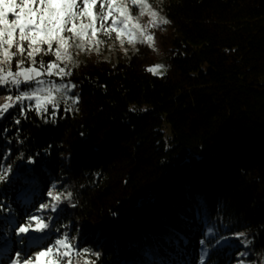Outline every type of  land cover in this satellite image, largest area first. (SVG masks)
<instances>
[{"label":"trees","instance_id":"trees-1","mask_svg":"<svg viewBox=\"0 0 264 264\" xmlns=\"http://www.w3.org/2000/svg\"><path fill=\"white\" fill-rule=\"evenodd\" d=\"M163 6L156 48L68 68L60 81L75 85L72 108L39 112L25 100L26 117L10 109L0 119V168L11 169L0 180V240L55 185L72 195L53 227L97 264H200L205 252L204 264H234L246 242L248 261L264 264V0ZM161 61L165 74L148 71ZM8 238L1 264L32 248Z\"/></svg>","mask_w":264,"mask_h":264},{"label":"snow or ice","instance_id":"snow-or-ice-1","mask_svg":"<svg viewBox=\"0 0 264 264\" xmlns=\"http://www.w3.org/2000/svg\"><path fill=\"white\" fill-rule=\"evenodd\" d=\"M100 5L99 9L96 6ZM133 6L139 5L146 7L145 0H131ZM37 5V7H33ZM17 7V0H0V89H3L6 95L0 96V119L10 110H18L21 117H26L28 105L24 106L23 101L35 100V108L39 112H48L46 105L51 104L55 108L57 105L54 92H59L63 88L65 92L75 88L74 84L68 81L67 84H61L59 87L52 85L51 82H45L42 76L68 77L71 75L61 62H70L72 55L70 49L76 47L83 51L85 45L93 46L101 41L96 39L98 32L103 31L106 36L116 33V38L121 39L125 34L128 36V42L133 32L141 28L139 24H134L131 17L126 14L125 7H117L116 0H22V6L15 12L14 19H8V14L13 13ZM120 14V19L116 20L115 13ZM153 19L151 26L155 27L157 23L167 24L166 19L157 20V12L149 9L148 13ZM87 17L88 23L82 21L78 23L80 17ZM113 17L112 25H120V28L108 26L105 27L104 21ZM97 20L101 21L100 28L96 27ZM68 33V35H64ZM141 36L146 35L144 31ZM147 39L151 41L153 36L148 35ZM121 43L123 40L121 39ZM54 59L45 62L43 58L38 61L36 55L45 51L42 46H47L48 52H53ZM13 61L15 70H13ZM162 65H157L160 68ZM148 71L155 72L154 68ZM48 83V87H39ZM73 103H78L79 96L68 97ZM17 105H19L17 109ZM52 116L56 112L51 113ZM20 119H15L16 125L20 124ZM7 132L8 129H4ZM10 168H0V180L6 179L4 172L10 171ZM55 185L47 192V196L52 198L50 203H39L34 212L28 214L23 222L15 227V234L18 237H26L32 234L36 239H44L51 236L43 244H38L34 251L16 250L7 261V264H95V261L87 259L90 249H77L74 243L75 237L69 238L67 232H61L59 228L53 227L54 217H44L42 213L51 211L56 213L62 199L70 198L72 193L63 196L61 193L54 195ZM74 206V205H73ZM4 207L0 205V208ZM212 234V229H208ZM55 234V235H53ZM244 233H237V239L244 237ZM23 244L24 240L21 239ZM204 241H201L203 244ZM246 246V245H245ZM75 252V260L72 253ZM206 252L200 258V264H204ZM99 257L100 253H92ZM246 256V252L240 253ZM239 264H244L240 260Z\"/></svg>","mask_w":264,"mask_h":264},{"label":"rangeland","instance_id":"rangeland-1","mask_svg":"<svg viewBox=\"0 0 264 264\" xmlns=\"http://www.w3.org/2000/svg\"><path fill=\"white\" fill-rule=\"evenodd\" d=\"M165 0H145V4L146 7H140L139 5L133 6L131 3V0H116V6L117 7H125L126 8V14H128L131 19L132 22L134 24H139L141 26V28L136 29L133 32V35L131 37V39L133 40L132 43L128 42V36L127 34L123 35L121 37V39L123 40V43H121V39H117L116 38V33L112 32L111 35L106 36L104 34L103 31L98 32L96 39H98L99 41H101L99 44L97 45H93V46H89V45H85V49L83 51H81L80 49L73 47L72 49H70V53L72 55V60L70 62H61V66L65 67L66 70H68V68H70L71 66H73L74 64L78 63V62H84V60L86 59L87 56H97L98 58H102L104 60L107 61H114L117 62L119 59L126 57V58H130L136 51H137V47L139 43H146L149 45H152L153 47L156 48V38H155V31L163 26V23H157L155 27L151 26L150 21L153 19L148 13H149V9L151 11H155L157 12V20L160 19H166L165 15H164V4ZM22 6V0H17V7L14 10L13 13L8 14V19L11 21L12 19H14V15L15 12L19 11L20 7ZM33 7H37V5H34ZM100 5L98 3V5L96 6V9H99ZM116 20H119L120 14L117 12L115 13V17ZM112 19L113 17H109V19L107 21H104L103 23L105 24V27L108 26H113V27H117L120 28V25H112ZM83 22L85 24L88 23V19L87 17H80L79 22ZM101 25V21L97 20L96 22V27L99 29ZM144 31L146 33V35L141 36L140 32ZM159 33V32H158ZM157 33V34H158ZM64 35H68V33H64ZM151 35L153 36V39L151 41H149L147 39V36ZM157 37V36H156ZM45 51L42 52L41 54H44L45 56H49L50 58H55L54 57V50L56 45H53V52H48L46 50L47 46H42ZM38 61L41 59L42 55H38ZM44 59V57H42ZM157 65H162V67L160 68H156ZM149 68H154L155 72H152L153 74L156 75H163L166 73L167 70V66L165 65V63H163L162 61L159 63H155L154 65L150 66ZM13 70H15V66H13ZM63 77H58V76H48L47 74H45L44 76L41 77L42 80H44L45 82H51L52 85H55L56 87H59L62 83V80L60 81V79H62ZM48 83H45L44 85H40L39 87H48ZM54 95L56 96V100H57V105L58 104H63L65 107L67 108H72L73 106V102L72 100L68 99V97H72L70 95V91L65 92V90L63 88H60L59 92H54ZM31 101L34 105H35V100H28ZM51 105V104H48ZM28 180H34L36 178H31V177H27ZM26 190H28V187H25L23 189V192H25ZM186 187H181L178 189L177 193L172 195L170 198V202L171 203H175L178 199V197L185 192ZM56 193H61L63 194V196H67V193L69 192H56ZM55 193V194H56ZM54 194V195H55ZM52 200V198H50L47 203H50ZM64 200V199H62ZM61 200V201H62ZM42 215L44 217L47 216H52L54 217V213H50V211H47L45 213H42ZM6 219L9 222H12L14 219V215L11 212V210H8L5 213ZM15 235V239L16 240H21L20 238L22 237H18L16 236V234H13V230L8 229V232L6 233V235L0 240V256L3 255L9 247V235ZM46 238V237H45ZM44 238V239H45ZM27 240V242L31 243V247L29 249V251H34L37 249V245L44 239H40L37 240L36 239V235L32 234L29 236H26L25 238ZM246 245V246H245ZM250 243L246 242L242 245V249L237 252L236 254V261L234 264H239L240 260L244 261V264H254L251 261H248L249 259V255H250V251L248 250ZM242 252H246L247 255L246 256H241L240 253ZM72 258L75 260V252L72 253ZM87 259L91 260V261H95V263H97L96 260H93L92 257H88ZM9 260V259H7ZM1 264V262H0Z\"/></svg>","mask_w":264,"mask_h":264},{"label":"bare ground","instance_id":"bare-ground-1","mask_svg":"<svg viewBox=\"0 0 264 264\" xmlns=\"http://www.w3.org/2000/svg\"><path fill=\"white\" fill-rule=\"evenodd\" d=\"M177 191H178V190H176V191L173 193V195H174V194H176V193H177Z\"/></svg>","mask_w":264,"mask_h":264},{"label":"water","instance_id":"water-1","mask_svg":"<svg viewBox=\"0 0 264 264\" xmlns=\"http://www.w3.org/2000/svg\"><path fill=\"white\" fill-rule=\"evenodd\" d=\"M95 264H97V263H95Z\"/></svg>","mask_w":264,"mask_h":264}]
</instances>
